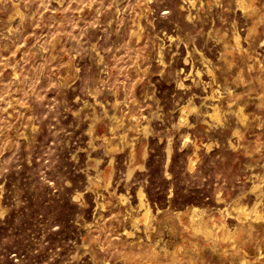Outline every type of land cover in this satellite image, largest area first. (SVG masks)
I'll return each instance as SVG.
<instances>
[{
	"label": "rangeland",
	"instance_id": "374dc122",
	"mask_svg": "<svg viewBox=\"0 0 264 264\" xmlns=\"http://www.w3.org/2000/svg\"><path fill=\"white\" fill-rule=\"evenodd\" d=\"M0 264H264V0H0Z\"/></svg>",
	"mask_w": 264,
	"mask_h": 264
},
{
	"label": "bare ground",
	"instance_id": "6f19581e",
	"mask_svg": "<svg viewBox=\"0 0 264 264\" xmlns=\"http://www.w3.org/2000/svg\"><path fill=\"white\" fill-rule=\"evenodd\" d=\"M243 3V2H242ZM240 4H241V2H240ZM243 4H245V3H243ZM241 5V7L243 8V9H245V6L244 5ZM248 6V5H247ZM246 10V9H245ZM244 11V10H243ZM19 13V12H18ZM249 13V12H248ZM246 15V14H245ZM235 42V41H234ZM226 49V48H225ZM227 54V53H226ZM224 58V57H223ZM211 72V71H210ZM209 73V72H208ZM213 74V73H212ZM210 75V74H209ZM239 78V77H238ZM182 84V83H181ZM184 85V84H183ZM207 95V94H206ZM212 95V94H211ZM210 95V96H211ZM214 98V97H213ZM212 97H209V96H207L205 99L206 100H212L213 99ZM192 108H194V104L193 103H190L189 102V104H185V105H183L182 106V109H181V111H182V113H183V116H184V114L186 113V114H188L189 112H187V111H191L192 110ZM220 111H219V106L217 105V104H215V103H210V107L206 110V116L210 119H213V120H218L219 121V115H220V113H219ZM237 115H238V117H239V121H242V122H240V123H243L244 121H245V119H246V115H245V113H244V111H243V109L242 108H240L238 111H237ZM206 117V118H207ZM119 122V121H118ZM115 124H116V122H114ZM113 123V127H112V132L114 131V129H115V127H118V124H116V126H115V124ZM125 124V123H124ZM129 124V123H128ZM134 125V124H133ZM111 129V128H110ZM124 129V128H123ZM144 129L146 130L147 128L146 127H144ZM129 130V129H128ZM120 131V130H119ZM127 134V133H126ZM119 135V134H118ZM124 135V134H123ZM122 135V137H124V136H126L127 137V135H124L123 136ZM121 136H119V138H120ZM121 137V138H122ZM109 139V138H108ZM111 139V138H110ZM106 140V139H105ZM124 140H125V137H124ZM110 141H112V140H110ZM123 141V140H122ZM110 143V142H109ZM107 144H108V142H107ZM109 145V144H108ZM106 146V145H105ZM132 146V145H131ZM111 150H113V152L112 153H114V147H112V145L110 144L109 146H108ZM117 147V146H116ZM108 150V149H107ZM116 151H117V149H116ZM133 153V152H132ZM169 154H170V152H169ZM193 163V162H192ZM131 170L129 171L130 173H129V175L131 174V172H133V170H132V168H130ZM255 189H257V186H254V190ZM139 201H140V206L139 207H141L142 208V210H144V214H142L143 216H145L146 218V223H147V226H149V222L151 221L150 220V217H151V212H152V210H151V207L148 205V204H146V202L144 201V194L143 193H139ZM140 208V209H141ZM254 209V211H256L255 210V208H253ZM257 212V211H256ZM192 213V212H191ZM240 213H241V215L243 214V215H246V217L250 214V213H248V210L247 209H245V208H243V207H241V209H240ZM242 215V216H243ZM257 215V214H256ZM262 216V215H261ZM260 215H258L257 216V219H259V218H262ZM255 217V216H254ZM243 218V217H242ZM193 221H197L198 222V228L199 229H201V230H204L207 234H210V235H212V232L209 230V228L206 226V225H204L203 223H202V221H201V219H200V215H199V211H197V209L195 208L194 210H193ZM205 221V220H204ZM132 222V221H131ZM139 222H140V220L137 218V217H135L134 218V226H139L138 224H139ZM209 222V221H208ZM210 223V222H209ZM133 224V223H132ZM142 224V223H141ZM146 226V225H145ZM208 226H210V224L208 225ZM144 228V227H143ZM151 228V227H150ZM136 229V228H135ZM214 230V229H213ZM203 232V231H202ZM127 233V232H126ZM129 234V233H128ZM215 234V233H214ZM228 234V233H227ZM235 234H236V232H235ZM209 235V236H210ZM217 235V234H216ZM208 236V237H209ZM224 236V235H223ZM228 236V235H227ZM234 236V235H233ZM217 237V236H216ZM226 237V236H225ZM210 238H212V237H210ZM224 238V237H223ZM217 239V238H216ZM215 239V240H216ZM222 239V238H221ZM247 261V260H246Z\"/></svg>",
	"mask_w": 264,
	"mask_h": 264
}]
</instances>
